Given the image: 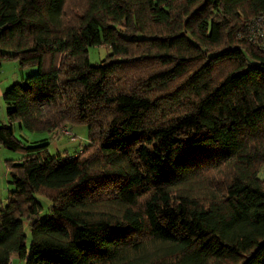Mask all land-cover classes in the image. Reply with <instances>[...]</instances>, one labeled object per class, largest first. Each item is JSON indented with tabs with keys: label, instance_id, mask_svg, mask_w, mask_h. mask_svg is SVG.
Returning a JSON list of instances; mask_svg holds the SVG:
<instances>
[{
	"label": "trees",
	"instance_id": "obj_1",
	"mask_svg": "<svg viewBox=\"0 0 264 264\" xmlns=\"http://www.w3.org/2000/svg\"><path fill=\"white\" fill-rule=\"evenodd\" d=\"M5 58L38 70L3 96L0 264H264V0H0Z\"/></svg>",
	"mask_w": 264,
	"mask_h": 264
},
{
	"label": "rangeland",
	"instance_id": "obj_2",
	"mask_svg": "<svg viewBox=\"0 0 264 264\" xmlns=\"http://www.w3.org/2000/svg\"><path fill=\"white\" fill-rule=\"evenodd\" d=\"M107 53V46H95L91 47L89 50V59L91 64H97L100 62L101 58L104 57ZM38 70L37 67H28V68H22L19 65L18 60L16 59H10L5 58L2 61V65L0 66V90L2 91V94L0 95V121L6 122L7 115H6V105L4 100V94L8 91V89L15 84L16 82H19L26 78L28 75H31L33 73H36ZM73 131V133L68 136L70 141L75 142L73 145L68 146V151L71 154L76 153L80 148L81 145H84L86 143L88 128L86 125H75L70 126ZM59 133V139L63 136V134L60 132V129L58 131ZM16 135L27 142H33L34 140L43 138L46 133H36L31 132L25 128H19L16 126ZM54 140V139H53ZM68 140L66 136V141ZM50 149L55 152V149L53 148L52 144L50 146ZM22 157V154L16 151L9 150L3 146L0 145V209L6 205L7 203V197L9 194V190L12 188L10 185V176L8 173V169L6 166V161L9 159H20ZM261 176L264 177V173L261 174ZM38 200L42 204V209L40 211V217L44 218L48 215L49 209L52 205L51 198L47 197L44 194H36ZM25 229L27 233V246L28 249H30L32 244V235L29 230V223L25 222ZM13 264H26V261L24 259H21L17 254H14L13 257Z\"/></svg>",
	"mask_w": 264,
	"mask_h": 264
},
{
	"label": "crops",
	"instance_id": "obj_3",
	"mask_svg": "<svg viewBox=\"0 0 264 264\" xmlns=\"http://www.w3.org/2000/svg\"><path fill=\"white\" fill-rule=\"evenodd\" d=\"M1 94H2V91L0 90V95ZM44 137H48V134L45 135ZM67 138H68V140L66 141V135H63L60 139L55 138L54 140H51V144H52L53 148L55 149V152L58 151L59 149H62V150L67 149L68 150V146L69 145L71 146V145H73V143H75V142L70 141L68 136H67ZM13 257H14V254H13Z\"/></svg>",
	"mask_w": 264,
	"mask_h": 264
},
{
	"label": "built area",
	"instance_id": "obj_4",
	"mask_svg": "<svg viewBox=\"0 0 264 264\" xmlns=\"http://www.w3.org/2000/svg\"><path fill=\"white\" fill-rule=\"evenodd\" d=\"M71 129L68 127V126H61L60 128V132L63 134V135H66V136H70L73 132L70 131Z\"/></svg>",
	"mask_w": 264,
	"mask_h": 264
}]
</instances>
